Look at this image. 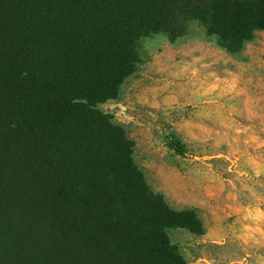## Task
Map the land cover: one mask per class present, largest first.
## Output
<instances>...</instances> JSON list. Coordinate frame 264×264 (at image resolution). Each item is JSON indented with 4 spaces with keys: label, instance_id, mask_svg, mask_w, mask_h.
Masks as SVG:
<instances>
[{
    "label": "trees",
    "instance_id": "16d2710c",
    "mask_svg": "<svg viewBox=\"0 0 264 264\" xmlns=\"http://www.w3.org/2000/svg\"><path fill=\"white\" fill-rule=\"evenodd\" d=\"M193 21L236 55L264 31V0H0V264H188L167 230L203 221L152 190L98 107L143 39Z\"/></svg>",
    "mask_w": 264,
    "mask_h": 264
},
{
    "label": "rangeland",
    "instance_id": "374dc122",
    "mask_svg": "<svg viewBox=\"0 0 264 264\" xmlns=\"http://www.w3.org/2000/svg\"><path fill=\"white\" fill-rule=\"evenodd\" d=\"M140 54L119 97L98 108L135 142L152 190L203 221V235L168 229L171 242L188 264H264V31L232 55L193 21L176 42L143 39Z\"/></svg>",
    "mask_w": 264,
    "mask_h": 264
}]
</instances>
